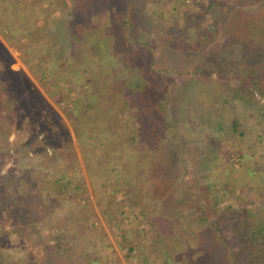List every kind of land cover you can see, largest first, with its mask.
Wrapping results in <instances>:
<instances>
[{"label":"rangeland","instance_id":"374dc122","mask_svg":"<svg viewBox=\"0 0 264 264\" xmlns=\"http://www.w3.org/2000/svg\"><path fill=\"white\" fill-rule=\"evenodd\" d=\"M124 2L0 0V264H264V0Z\"/></svg>","mask_w":264,"mask_h":264},{"label":"trees","instance_id":"16d2710c","mask_svg":"<svg viewBox=\"0 0 264 264\" xmlns=\"http://www.w3.org/2000/svg\"><path fill=\"white\" fill-rule=\"evenodd\" d=\"M108 1L110 2L111 0H97V2L98 3L100 2V4L104 3V5H101V6H103L105 9L110 8V7H106V6H108ZM133 2H134V0H125V2L123 3L124 9H120V11L115 12L116 17L114 16V18H116V19L113 18L112 22L116 23V25L118 26V29L120 28V30H124V35H125L124 36L125 37L124 42L128 46H130V48L132 50H135L137 45H138L137 34L134 32L133 23L130 22L126 17L128 15L127 14L128 7L132 6L134 4ZM91 6H92V4H91ZM112 17H113V15H112ZM260 27L263 28V26H260ZM0 47L4 48V44L2 43L1 40H0ZM6 56L8 58V61H10V59H11L10 55L7 53ZM149 70H150V68H149ZM10 72H13V71L10 69ZM5 73H6V69H5ZM11 77L10 76L7 77V75L0 77V93L3 94V96L0 97V114H3L4 116H6V115L7 116H14V115L18 116L19 113L22 112V110L19 108L22 98L17 94L16 88H15V86H13V79H11ZM154 85H156L155 82H154V84L150 83V82L145 83L144 86H145L146 90L140 89L141 93L146 95L147 97L151 96V93L154 89L153 88ZM160 100L163 102V98L161 99L159 97L158 101L160 102ZM160 113H162V118H164L165 116L163 114V111ZM260 116L264 117V111L260 112ZM242 124H244V121L242 123L241 121H239V119L234 118L233 120H231L228 123L227 126L225 125V122H222V123L220 122L218 125H216V127H219L220 125H222L224 128L227 127V132L236 141L238 134L239 135L245 134L244 131L239 129V127H242ZM155 127H157V125ZM170 153H171V151H170ZM170 153H168V155H171Z\"/></svg>","mask_w":264,"mask_h":264}]
</instances>
